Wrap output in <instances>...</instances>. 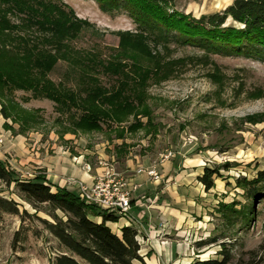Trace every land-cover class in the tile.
I'll return each mask as SVG.
<instances>
[{"label":"rangeland","instance_id":"1","mask_svg":"<svg viewBox=\"0 0 264 264\" xmlns=\"http://www.w3.org/2000/svg\"><path fill=\"white\" fill-rule=\"evenodd\" d=\"M56 1L66 4L79 19L93 26L81 31L62 49L64 59L49 75L56 84L85 95L88 88L96 86L89 80L90 76L102 87L112 90L126 80L125 76L118 77L123 74L130 78L145 70L157 74H152L153 78L143 88L126 91L131 98L142 95L144 107L150 112L148 116L137 119L131 116L119 126L104 124L102 132L73 134L78 147L87 150L93 164L98 163L96 157L101 155L103 162L113 164L119 172L127 158L140 160L145 171L149 170L146 166L157 168L160 177L168 170L175 173L200 168V176L206 168L218 170V175L213 176L215 187L209 191L196 179L195 188L199 189L193 198L196 204L189 206L191 228L196 233L190 244V259L221 260L219 254L225 244L232 255L230 264L259 262L263 254L260 247L264 243V189L252 204L255 218L248 224L239 217L229 222L222 206L237 203L239 210L251 205L253 201L248 200L237 180L250 181L264 171V62L206 56L199 49L176 43L161 48L151 46L155 56L148 58L119 35L137 29L127 12L104 13L94 0ZM233 2L175 0L165 10L169 15L199 19L222 13ZM229 24L235 23L229 19ZM15 97L23 112L33 111L43 120L25 135L33 133L45 139L60 137L59 142L69 143L61 133L69 124L68 116H79V112L59 110L53 102L32 98L31 93L16 92ZM138 120L147 128L154 126L155 134L147 128L127 133L128 127ZM6 123L13 134H18L20 124H13L11 120ZM116 128L126 131L125 138H117ZM167 151L173 152L174 158L162 162L161 155ZM196 162L198 165H193ZM167 166L170 168L166 169ZM0 197L16 201L20 213L26 210L29 214L23 217L0 214V264H55L58 256H69L38 219L52 221L47 206H41L36 212L14 185L8 187L2 182ZM57 214L62 216L60 212ZM213 239L217 242L210 243ZM259 264H264V260Z\"/></svg>","mask_w":264,"mask_h":264},{"label":"trees","instance_id":"2","mask_svg":"<svg viewBox=\"0 0 264 264\" xmlns=\"http://www.w3.org/2000/svg\"><path fill=\"white\" fill-rule=\"evenodd\" d=\"M94 1L104 13H128L137 29L119 35L148 58L155 56L151 46L161 48L176 43L199 49L206 56L242 57L264 62V0H234L222 13L204 15L199 19L181 14L169 15L165 6L175 0ZM229 19L237 26L227 25ZM90 27H93L92 24L79 19L66 4L56 0H0V114L5 120L20 124L18 134L25 135L41 125L43 120H39L38 114L33 111L21 110L16 92L31 93L36 100L46 99L56 104L59 110L79 112V116H68L69 124L64 127L61 137L65 134L102 132L104 124L119 126L131 116L137 119L150 114L144 107L142 95L131 98L126 94L128 88H143L150 77L157 75L150 70L134 74L132 78L127 74L118 76H125L126 80L112 90L102 87L96 78L90 76L89 80L96 86L88 88L85 95L56 84L49 78L58 62L64 59L62 49L81 31ZM127 78L131 81H127ZM10 127L5 123L6 130L12 129ZM146 128L138 120L128 127L127 133ZM154 129V126H150L146 130L155 134ZM116 130L118 139L125 138L124 129ZM214 175H218V170L206 168L199 178L207 191L215 187ZM0 182L8 187L14 185L18 194L36 212L40 211L41 206L49 208L52 221L36 215L34 217L69 254L58 256L55 264H146L140 254L142 247L138 231L124 226L115 232L109 226L119 221L117 215L86 204L78 194L67 189H54L44 176L20 179L3 161H0ZM237 184L253 203L239 210L237 203L224 204V217L229 222L239 217L248 224L255 218L252 204L260 196V190L264 189V171L258 172L257 178L250 181L238 179ZM0 214L29 215L26 210L20 213L16 201L3 197H0ZM96 218L101 220L96 221ZM209 242L216 243L217 240ZM222 245L219 254L221 260H196L190 264H230L231 252L225 244ZM260 249L263 254L256 264L264 260V243Z\"/></svg>","mask_w":264,"mask_h":264},{"label":"crops","instance_id":"3","mask_svg":"<svg viewBox=\"0 0 264 264\" xmlns=\"http://www.w3.org/2000/svg\"><path fill=\"white\" fill-rule=\"evenodd\" d=\"M5 123L0 114V161L5 162L20 179H34L41 175L54 189L64 188L78 194V187L72 182L92 186L94 176L102 170V156H97L98 163L93 164L87 150L78 147L73 134L63 136L69 142L64 145L59 142L60 137L45 139L33 133L13 134L4 129ZM141 167L140 160L127 158L121 170L131 186H139L133 194L130 214L142 226L139 232L141 256L146 264H190L192 254L188 253L196 233L191 228L189 206L196 204L193 198L197 194L195 191L199 192L195 185L196 179L201 177V169L175 173L164 171L161 179L154 182ZM100 220L96 218V221ZM125 224L119 220L109 226L119 232Z\"/></svg>","mask_w":264,"mask_h":264},{"label":"built area","instance_id":"4","mask_svg":"<svg viewBox=\"0 0 264 264\" xmlns=\"http://www.w3.org/2000/svg\"><path fill=\"white\" fill-rule=\"evenodd\" d=\"M173 158L174 154L171 151L161 155L162 162ZM100 166L102 170L94 176L92 186H87L82 182H72L78 187L80 199L101 211L117 215L119 220L125 221L126 226L135 228L139 233L142 226L130 214L134 200L133 194L139 186H131L130 180L119 172L113 164L102 161ZM140 172L142 171L140 170ZM147 175L154 182H158L161 178L157 168L147 170Z\"/></svg>","mask_w":264,"mask_h":264}]
</instances>
